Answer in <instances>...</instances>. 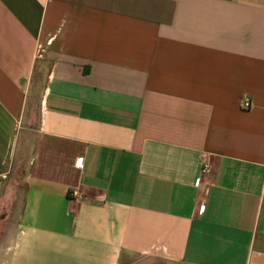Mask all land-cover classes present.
<instances>
[{"label":"crops","instance_id":"obj_1","mask_svg":"<svg viewBox=\"0 0 264 264\" xmlns=\"http://www.w3.org/2000/svg\"><path fill=\"white\" fill-rule=\"evenodd\" d=\"M0 264H264V0H0Z\"/></svg>","mask_w":264,"mask_h":264},{"label":"built area","instance_id":"obj_2","mask_svg":"<svg viewBox=\"0 0 264 264\" xmlns=\"http://www.w3.org/2000/svg\"><path fill=\"white\" fill-rule=\"evenodd\" d=\"M241 106L245 109L250 108L252 106V97L250 94H245L241 100ZM77 165H82V161L78 160L77 161ZM211 170V165L209 162L208 157L206 156L205 159L203 160V164H202V168H201V172L203 174H208ZM76 192H74L75 194Z\"/></svg>","mask_w":264,"mask_h":264}]
</instances>
